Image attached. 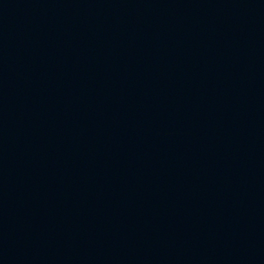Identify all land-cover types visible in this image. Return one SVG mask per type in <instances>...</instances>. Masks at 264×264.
<instances>
[{"label": "water", "instance_id": "water-1", "mask_svg": "<svg viewBox=\"0 0 264 264\" xmlns=\"http://www.w3.org/2000/svg\"><path fill=\"white\" fill-rule=\"evenodd\" d=\"M0 264H264V0H0Z\"/></svg>", "mask_w": 264, "mask_h": 264}]
</instances>
